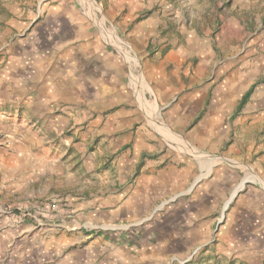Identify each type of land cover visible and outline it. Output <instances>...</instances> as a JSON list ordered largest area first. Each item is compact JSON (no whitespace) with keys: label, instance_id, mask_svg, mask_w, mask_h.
<instances>
[{"label":"rangeland","instance_id":"obj_1","mask_svg":"<svg viewBox=\"0 0 264 264\" xmlns=\"http://www.w3.org/2000/svg\"><path fill=\"white\" fill-rule=\"evenodd\" d=\"M0 157L2 217L82 225L129 197L137 212L83 224L110 252L264 264L232 229L264 211V0H0ZM164 169L191 172L170 187ZM202 184L215 198L188 215Z\"/></svg>","mask_w":264,"mask_h":264},{"label":"crops","instance_id":"obj_2","mask_svg":"<svg viewBox=\"0 0 264 264\" xmlns=\"http://www.w3.org/2000/svg\"><path fill=\"white\" fill-rule=\"evenodd\" d=\"M236 7V3L233 8ZM247 11L244 15H247ZM247 17V16H246ZM244 17L243 21H250L249 18ZM233 20L232 17H230ZM11 74V73H9ZM0 169L9 171L12 169L10 165L6 166V160L0 157ZM168 170V171H167ZM190 170H171L164 169L165 174L163 179L168 183L167 186L173 187L182 184L185 179H188ZM197 173L199 175L207 176V181L212 178V189L215 188L216 174L208 171L204 166H197ZM159 174V172H158ZM219 177V172L217 173ZM139 180L147 183L149 188L159 186L158 180L154 176L140 175ZM156 184V186H154ZM218 184V183H217ZM146 185V186H147ZM161 186H165L161 185ZM160 186V187H161ZM200 191L196 197L190 202V206L186 209L188 215L194 212L203 211L207 205L212 203L215 198V192L212 191L210 185H198ZM219 187V185H217ZM0 193L3 191L0 189ZM105 199V198H104ZM101 200L103 204L109 205L108 208L90 207L86 212L88 215L84 222L94 223H108L112 217L122 218L129 216L130 213L137 212L142 206L143 201L135 200L134 198H127L126 200L114 199L107 201ZM260 198L256 193H251L247 197V201L252 203L258 202ZM3 203L0 200V204ZM83 215V213H81ZM0 264H125L126 252H130V257L134 262L139 264L140 251L132 247L128 248H114L110 251L107 249V244L102 237H92L84 231L82 225H70L62 222V224L48 225L42 228L29 227L19 221L15 214H7L2 217L0 215ZM57 217V216H56ZM244 218L245 221H242ZM232 229L236 236L245 234V236L261 237L259 245L248 242L245 246L248 250L254 253L264 252V211L263 213L253 212L251 215L245 211V217L235 220ZM171 236L176 235L169 233ZM247 240V239H246ZM169 245L166 244L165 249Z\"/></svg>","mask_w":264,"mask_h":264},{"label":"trees","instance_id":"obj_3","mask_svg":"<svg viewBox=\"0 0 264 264\" xmlns=\"http://www.w3.org/2000/svg\"><path fill=\"white\" fill-rule=\"evenodd\" d=\"M247 97H248V94L243 97V99L241 100V102L238 106L239 108L245 103Z\"/></svg>","mask_w":264,"mask_h":264},{"label":"water","instance_id":"obj_4","mask_svg":"<svg viewBox=\"0 0 264 264\" xmlns=\"http://www.w3.org/2000/svg\"><path fill=\"white\" fill-rule=\"evenodd\" d=\"M232 198V197H231ZM230 198V199H231ZM229 202H230V200L229 201H227V203L225 204V207H224V209H223V211L227 208V206H228V204H229Z\"/></svg>","mask_w":264,"mask_h":264}]
</instances>
